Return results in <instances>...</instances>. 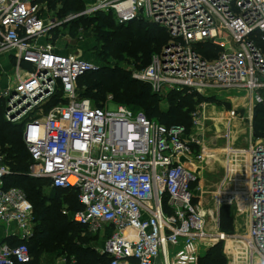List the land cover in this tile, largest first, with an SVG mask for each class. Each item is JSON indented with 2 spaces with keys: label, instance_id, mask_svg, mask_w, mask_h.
I'll use <instances>...</instances> for the list:
<instances>
[{
  "label": "built area",
  "instance_id": "obj_1",
  "mask_svg": "<svg viewBox=\"0 0 264 264\" xmlns=\"http://www.w3.org/2000/svg\"><path fill=\"white\" fill-rule=\"evenodd\" d=\"M66 1L84 5L68 20L111 14L120 25L147 21L168 32L162 52L132 75L153 94L245 92L251 122L255 107H264V0H58ZM43 8L39 0H0V66L10 65L0 101L7 122L24 124L29 176L78 191L83 209L63 213L102 238L98 251L109 264H156L159 257L168 264L170 249L187 254L198 244L225 243L233 254L230 241L243 243L246 264H264V140L250 142L248 184L240 195L248 204V231L238 242L204 211L199 171L211 164L205 152L212 150L199 133L206 105L192 113L189 133L127 107L99 108L81 99L79 79L101 64L59 51L55 20ZM202 44L216 49L213 58L201 55ZM59 95L61 104L47 109ZM228 115L237 119L239 108ZM11 174L0 158V227L14 225L9 235L20 241L0 242V264H30L33 207L20 189L6 186ZM233 185L224 183V200L232 199Z\"/></svg>",
  "mask_w": 264,
  "mask_h": 264
},
{
  "label": "trees",
  "instance_id": "obj_2",
  "mask_svg": "<svg viewBox=\"0 0 264 264\" xmlns=\"http://www.w3.org/2000/svg\"><path fill=\"white\" fill-rule=\"evenodd\" d=\"M54 3L58 0H39ZM59 3V2H58ZM55 4V3H54ZM66 12L76 11L80 13L84 9L80 1H66L62 3ZM96 20L99 22L90 32H93L98 41L97 55L102 61L101 68L91 72L78 81L89 77L96 79L98 84L106 87L116 96L119 102L131 105L138 104L145 110V116L156 123L166 127L184 126L190 133L193 127L192 113L197 106L203 102L213 103L216 99L204 97L197 93L183 91H171L167 95L169 107L162 109L159 104L161 98L153 94L149 85L133 79L131 71L124 65H134L138 69H144L151 64L155 54L162 52L169 43L168 32L153 23L147 21H134L128 24H117L111 14H98ZM82 18V17H80ZM87 18V17H86ZM82 20H87L83 19ZM87 30L93 25V21H84ZM75 24L74 21L69 25ZM199 52L203 57L210 59L216 54V49L210 44H202ZM47 107H53L56 99ZM85 99V95H80ZM104 98V94L96 97ZM255 118L259 124L256 126V136H264V107L257 106ZM24 124H12L7 122L4 111L0 109V158L12 172L6 179L7 187L23 186V193L33 207L34 233L27 243L30 248L33 261L30 264H42L43 256L47 254L50 264L57 260L74 259L79 264H109L105 256H100L93 249L92 243L96 236L88 233L87 228L81 226L63 212L67 210L74 213L83 209L79 202V193L76 189H59L51 186L48 179H38L29 176L30 167L33 163L27 145L23 138ZM49 183V190L45 191L44 186ZM19 189V188H18ZM228 218L223 213L221 230L231 225L225 222ZM225 223V226L223 224ZM230 233V232H229ZM55 235L58 237L54 240ZM16 241L12 245H18ZM30 243V244H29ZM61 257V258H60ZM201 264H227L223 253L222 243L211 247L205 256L201 258Z\"/></svg>",
  "mask_w": 264,
  "mask_h": 264
},
{
  "label": "rangeland",
  "instance_id": "obj_3",
  "mask_svg": "<svg viewBox=\"0 0 264 264\" xmlns=\"http://www.w3.org/2000/svg\"><path fill=\"white\" fill-rule=\"evenodd\" d=\"M54 3L46 1L44 3L43 13L47 15V19L55 20L56 28L52 33V41L56 44L57 49L64 53L82 56L94 62L100 61L102 63L97 55L98 41L94 33L90 32L99 23L96 17L82 16L83 19L94 22L93 25L88 26L89 30L86 29L87 26L84 23L87 20H82V18L74 21L75 24L69 25L71 20L68 19L70 16L74 17L78 13L76 11L66 12L58 2L56 4L54 1ZM121 67L127 68L131 71L132 75L133 72L143 70L134 67V65L121 64ZM7 76V69L4 66H0V92L6 86ZM100 92L104 94V98L102 99L96 98ZM168 93L170 91H165L159 95L157 94L158 98L162 99L159 104L162 109L169 107L167 101ZM212 93L214 96L211 97L216 99L215 102L200 103L206 105L205 109L204 107L202 108L206 122L199 129V133L205 141L206 146L212 149L205 156V159L211 164L206 165L199 171L201 176L200 182L203 187V206L204 211L210 216L209 219L211 221L213 218L219 220L220 227L222 226L223 213L228 216L225 222L228 223L230 221L231 225H226L224 231H227L226 234L229 236H239L238 242H241L240 239L245 237L248 231V204H246V201H240V195L243 194V190L248 184L247 172L250 142L253 140L254 142L263 141L264 136L258 137L255 134L256 125L260 122L255 118L256 107L253 110L254 115L251 122V109L245 92L237 95L236 91L215 90ZM78 94L85 95V99L89 100L95 107L114 109L123 106L135 113H145V110L141 109L138 104L128 105L119 102L120 100L114 94L106 87H102L96 79L91 77L88 79L84 78L80 81L78 84ZM229 97H237L238 100L233 103ZM60 100L61 98L56 99L53 107L59 106L61 104ZM233 108H239L237 119L229 118L228 112L232 111ZM0 109L4 111L2 101H0ZM193 133H196V130ZM229 180H232L234 183L232 191L233 197H231V200H224L222 198V187ZM17 186L19 189H23V186L19 184ZM49 189V183H46L44 190L48 191ZM239 203L242 204V208L239 206ZM223 224L225 226L224 222ZM57 237L55 235L54 240ZM102 244V238L99 236H96L92 243L93 249L100 255L98 257L101 260L102 255L98 250L102 247ZM224 244L222 243L223 253L227 259V264H246L248 262L245 258L243 259L246 256L241 254L242 246H244L243 243L240 244L232 241L228 243L231 251L234 252L233 254L229 253L228 249H225L226 244ZM194 247L192 252L187 254L180 253L183 250L182 247L180 249H170L168 264H201V258L213 247V244H198ZM229 256H231V259ZM47 257V254L43 256L42 264H50ZM59 260H64L66 263L79 264L74 259L69 261L61 258ZM254 264H262V262L255 261Z\"/></svg>",
  "mask_w": 264,
  "mask_h": 264
},
{
  "label": "crops",
  "instance_id": "obj_4",
  "mask_svg": "<svg viewBox=\"0 0 264 264\" xmlns=\"http://www.w3.org/2000/svg\"><path fill=\"white\" fill-rule=\"evenodd\" d=\"M4 67L9 70L10 69V65L4 63ZM226 112V111H225ZM16 229V227L14 225H11L10 227L8 226H1L0 227V242H8L10 244H14L17 240L14 238H11L9 233H11L12 231H14ZM55 264H67L66 261L64 260H57Z\"/></svg>",
  "mask_w": 264,
  "mask_h": 264
},
{
  "label": "water",
  "instance_id": "obj_5",
  "mask_svg": "<svg viewBox=\"0 0 264 264\" xmlns=\"http://www.w3.org/2000/svg\"><path fill=\"white\" fill-rule=\"evenodd\" d=\"M80 18V16L79 17H76V18H74V19H72L70 22H73V21H76V20H78ZM217 245V244H216ZM215 246V245H214ZM156 264H164L163 263V261H162V259H161V257H159L157 260H156Z\"/></svg>",
  "mask_w": 264,
  "mask_h": 264
},
{
  "label": "bare ground",
  "instance_id": "obj_6",
  "mask_svg": "<svg viewBox=\"0 0 264 264\" xmlns=\"http://www.w3.org/2000/svg\"><path fill=\"white\" fill-rule=\"evenodd\" d=\"M210 153V150H207L206 152H205V156L207 155V154H209ZM71 183H74V180L72 179L71 180Z\"/></svg>",
  "mask_w": 264,
  "mask_h": 264
}]
</instances>
